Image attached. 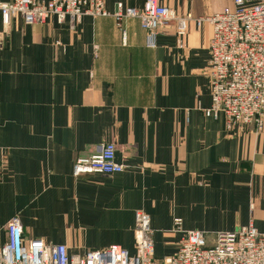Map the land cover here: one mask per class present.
Segmentation results:
<instances>
[{"label": "crops", "instance_id": "obj_1", "mask_svg": "<svg viewBox=\"0 0 264 264\" xmlns=\"http://www.w3.org/2000/svg\"><path fill=\"white\" fill-rule=\"evenodd\" d=\"M158 1L190 18L184 48L175 23L150 50L138 19L119 27L113 16H85L73 27L52 16L28 26L16 16L6 29L0 15V247L15 217L26 239L70 255L112 245L135 254L144 212L158 261L178 253V218L210 238L250 224L264 233V133L230 132L204 114L212 27L197 22L233 12L234 0ZM105 2L112 15L144 8ZM105 143L125 171L76 175V160Z\"/></svg>", "mask_w": 264, "mask_h": 264}, {"label": "built area", "instance_id": "obj_2", "mask_svg": "<svg viewBox=\"0 0 264 264\" xmlns=\"http://www.w3.org/2000/svg\"><path fill=\"white\" fill-rule=\"evenodd\" d=\"M236 9L198 19L197 25L212 27L208 77L211 107L206 117L224 118L228 131L252 128L264 133V1L234 0ZM0 15L7 29L19 16L28 26L40 25L50 17L60 23L68 18L74 25L85 16H113L120 27L126 19H138L146 32L145 46L155 50L158 36L175 23L179 48L185 47L187 21L158 0H144L142 10L126 8L113 15L105 0H9L0 3ZM126 40V31L122 30ZM117 147L105 143L89 157L76 160V175H113L125 171L117 162ZM264 160V157H263ZM182 219L174 220L173 232L182 233L178 253L158 261L150 216L136 214L137 251L131 254L119 245L70 255L65 245H49L41 239H26L15 217L6 227L7 240L0 247V264H264V233L253 224L235 231L217 232L212 238L199 231H184Z\"/></svg>", "mask_w": 264, "mask_h": 264}]
</instances>
